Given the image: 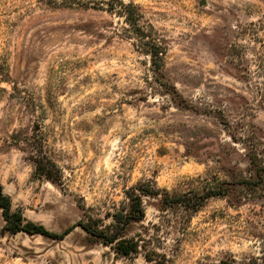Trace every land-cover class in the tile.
<instances>
[{"label":"rangeland","instance_id":"374dc122","mask_svg":"<svg viewBox=\"0 0 264 264\" xmlns=\"http://www.w3.org/2000/svg\"><path fill=\"white\" fill-rule=\"evenodd\" d=\"M166 47L156 69L105 0H0V184L12 209L60 233L85 214L144 216L168 264L264 255V199L251 197L248 154L264 159V0H124ZM61 171L34 172L33 140ZM32 142V143H31ZM225 182L189 216L161 198ZM0 264H156L73 227L54 239L3 231ZM143 241V240H142Z\"/></svg>","mask_w":264,"mask_h":264},{"label":"trees","instance_id":"16d2710c","mask_svg":"<svg viewBox=\"0 0 264 264\" xmlns=\"http://www.w3.org/2000/svg\"><path fill=\"white\" fill-rule=\"evenodd\" d=\"M105 4L107 5V10L123 17L125 24L128 26V33L134 38L135 46L149 56L153 67L156 69L161 68L166 54V47L151 25H144L140 22L139 7L131 1L125 2L124 0H105ZM31 145L35 149L30 154L34 172L38 176H43L51 181H60L61 171L45 152L43 141L38 139L34 142L33 140ZM257 153L248 154L250 176L242 180L241 183L250 190L251 197L264 199V159L258 156ZM224 183L223 181L216 183L207 182V187L204 188L203 192L191 195L183 193L170 196L166 193L161 198V204L163 206L183 208L188 214L187 216H189L202 205L206 198L225 196L228 188ZM135 190V187H131L126 192L129 199L128 212L115 210L111 214L110 222L105 223L101 218L85 214L82 219L66 227L62 232L57 233L49 231L42 224L26 220L20 209H12L10 197L3 192L0 184V209L4 219L2 230L12 234L17 232L38 233L54 239H60L73 227L80 226L87 233L99 238L103 244L111 247L116 257L131 259L141 253L147 261H155L156 264H168L165 254L150 246L152 243L150 239L141 238L140 235L129 238L122 235V231L130 221L139 220L144 216L141 196L158 193L157 190H153L148 184L143 188H138L137 192ZM210 264H264V255L261 257L252 256L243 261H237L233 258L221 259Z\"/></svg>","mask_w":264,"mask_h":264}]
</instances>
